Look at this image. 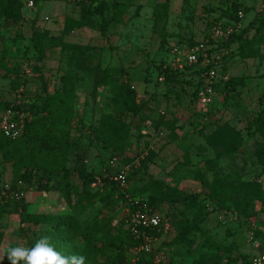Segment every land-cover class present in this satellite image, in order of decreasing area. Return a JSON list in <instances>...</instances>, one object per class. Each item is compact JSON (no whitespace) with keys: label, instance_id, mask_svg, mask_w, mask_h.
I'll use <instances>...</instances> for the list:
<instances>
[{"label":"rangeland","instance_id":"rangeland-1","mask_svg":"<svg viewBox=\"0 0 264 264\" xmlns=\"http://www.w3.org/2000/svg\"><path fill=\"white\" fill-rule=\"evenodd\" d=\"M20 1L22 16L19 19L6 20L0 16V62L4 66L17 64L20 68L18 77L24 85L12 88L9 80L17 76L2 67L0 98L27 105L41 90L40 77L47 83V91L52 93L58 87L61 75L70 74L77 94L76 120L82 119L73 128L72 136L85 155L87 170L98 176L112 177L125 169L128 175L132 167L126 160L132 159V165L137 166L139 159L147 158V174L178 188L183 195H198L199 199L213 195L200 203L198 210L195 211V207L187 209L189 218L197 221L200 229L193 238L195 245L207 236L223 246L220 255L228 264H250L254 254L264 252V127L247 129L253 115L264 106V43L253 44L243 55L239 52L242 43L236 39L228 47L218 46L220 41L212 40L213 28L228 19L222 14L227 8L231 9L232 0H119L131 7L123 24L110 25L106 38L98 31L96 16L88 27L74 29L68 34L62 31L65 17H78L80 1L89 0H38L32 7L27 6V0ZM104 1L109 3L111 0ZM234 1L240 4L242 17L226 25L233 28V33H239L254 18L264 19V0ZM216 18H220L219 21ZM34 31L47 32L42 38L45 54L42 65H38L39 70L33 69L32 58L36 53L30 36ZM251 32L247 36H251ZM228 41L229 38L224 42ZM198 43L212 48L218 46L216 50L222 55V68L229 78L246 76L244 86H238L235 91L217 90L214 104L207 107H201L194 95L200 86L201 75L195 73L200 67L198 64L175 70L180 74V84L166 83L159 68L160 63L168 64L173 45L191 48ZM88 55L93 56L92 63L87 62L86 69L77 70L76 66ZM96 64L123 67L138 99L146 104L143 112L150 114L149 120L142 121L138 116L132 119L130 144L121 155L92 140L91 126L97 124L100 114L116 111L110 103L107 88L93 87L91 68ZM126 118L129 119L130 114ZM157 120L167 122V125H156ZM217 122H226L240 130L243 143L229 155L217 157V163L213 164L207 161L213 159L216 152L205 143L204 136ZM199 168L207 173L203 180L193 178L192 170ZM136 179L125 182L116 190L122 191L124 198L109 188L98 192L94 197L95 204L86 208L82 218L93 217L100 223L106 221L114 233L123 234L126 198L145 200V194L132 186L141 187L145 173H138ZM10 182L11 164L3 163L0 157V188ZM71 184L81 186L75 173L71 175ZM219 184L227 185L229 193L214 199L217 197L213 189ZM21 188L23 196L20 200L8 204L0 200V256L8 247L18 244L31 247L44 237V227L20 223L22 205L28 213H60L70 208L59 191L44 192L25 183ZM111 196L115 202L104 205L103 200ZM178 205L180 209L185 206ZM170 210L174 209L167 205L161 209L164 214ZM167 217L171 225L172 217ZM171 226L162 233L155 246L160 245L165 264H188L197 257L194 246L168 249L163 245L174 238ZM74 245L76 252L82 250L80 239L75 240ZM9 262L5 257L2 264ZM97 264H106L104 258H98Z\"/></svg>","mask_w":264,"mask_h":264},{"label":"trees","instance_id":"trees-1","mask_svg":"<svg viewBox=\"0 0 264 264\" xmlns=\"http://www.w3.org/2000/svg\"><path fill=\"white\" fill-rule=\"evenodd\" d=\"M37 1L33 0L35 4ZM231 5L232 10L227 8V11L222 14L228 19L221 22V26H218L225 28L226 25L230 24V21L240 20L241 17L238 16L241 12L239 10L240 4L232 0ZM21 6L20 0H0V16L6 20H17L22 16ZM80 6L78 17H65L62 26L63 33L68 34L74 29L92 25L93 16H96L98 31L102 38H106L110 25L123 24L124 16L128 13L131 4L119 0H111L109 3L104 0H89L88 2L80 1ZM154 14L158 15L156 10H154ZM216 19L219 21L220 18ZM250 32L251 36H247ZM44 33L47 32L34 31L30 36L36 53L32 58L34 70H39L38 65H42L40 63L44 59L45 52L42 41ZM233 39H236L240 44L242 43L239 52L246 55L253 44L264 43V19L261 17L252 19L239 33L232 32L228 42L220 41L218 46L228 47ZM163 43L164 38L161 44ZM92 61V55L84 57L80 61L81 65L76 66L77 70L86 69V63H92ZM4 65L0 62V69L2 67L8 68L10 73L12 72L17 76L14 80H9L11 87L17 89L23 86V82L18 77L20 71L18 65ZM159 68L166 83H182L179 79L180 74L168 67L165 62L160 63ZM91 69L93 71V87L95 89L106 87L110 94V103L116 108L114 113L102 112L97 124L91 126L92 140L113 153L121 155L130 144L132 119L138 116L142 121L149 120L150 114L143 112V107L146 104L138 99L137 91L127 78L126 70L123 67L110 65L101 67L100 64H96ZM206 70L207 67L200 66L195 73L201 75ZM40 79L42 81L41 90L27 105L8 102L0 98V118L7 111H28L29 114V117L25 119L23 133L19 137L12 139L0 132V157L3 163L11 164L10 184L12 186L16 185L18 181H22L28 186H36L37 190L40 191H59L69 203L70 208L68 211L60 213H28L22 205L19 211L20 223L44 227L45 229L42 230L44 237H48L54 244L55 250L65 256L83 255L86 257V262L90 264H97L98 258H104L106 264H124L129 249L138 245L139 240L132 237L125 226L123 234L119 231L114 233L113 227L109 226L106 221L100 223L93 217L82 218L86 208L95 204V195L103 189L109 188L112 192L119 194L121 198H124L125 195L122 191H116L119 184L111 176H98L86 168L85 155L79 150L78 141L72 136L73 128L77 122L82 121L81 118L76 120L75 99L77 94L72 77L70 74H62L58 87L52 93L47 91V83L44 79L42 77ZM245 79L246 76H240L230 77L226 82L219 80L214 82V88L216 91L221 88L224 92L235 91L238 86H244ZM201 82L200 76L199 85ZM21 93L22 90L18 92L19 98ZM194 95L197 98V89ZM262 100L264 102V91ZM23 105L26 107L22 108ZM128 114H130L129 119L126 118ZM157 124L167 125V122L157 120ZM252 126L257 130L264 127V106L257 114L253 115L247 129ZM204 140L216 152V156L207 162L216 164L217 157L229 155L234 149L241 146L243 136L240 130L234 126L226 122H217L204 136ZM126 161L132 167L126 176L127 183L134 181L140 172H144L146 175L141 187L137 188L135 184L132 185L138 192L145 194L144 202L150 208L160 211L164 205L174 209L164 214L166 217H172L171 228L174 231V238L163 245L168 249L186 245L194 246L198 254L188 264H228L223 261L220 255L223 246L212 242L207 236H203L195 245L193 238L200 229L197 221L190 219L187 213V209L193 207H195V211L198 210L200 203H203L207 197L211 199L213 195L210 194V196L201 199L198 195L185 196L178 188L148 175L147 158L139 159L137 166L132 165V159ZM71 163L73 164L72 167L70 166ZM186 163L191 165L188 159H186ZM73 173L80 179V187L71 184ZM192 173L196 180H203L207 175L202 168L194 169ZM96 178L99 179V183L95 187H91ZM213 191L217 197L214 199H220V195L222 198L227 196L229 187L219 184ZM262 192L263 189H261ZM72 198H74L73 204L71 203ZM213 201L215 204L217 203V200ZM2 202L8 204L13 201L2 200ZM103 202L104 205H109L113 204L115 200L111 196ZM180 203L185 205L183 209L179 208L178 204ZM149 233L156 238L162 235V231L156 229L150 230ZM77 239L83 243L82 250L78 252H76L77 248L74 245ZM159 246L155 250L159 251L161 249ZM137 255L136 264H165L163 260L155 263L153 253L140 251ZM167 264H171V262Z\"/></svg>","mask_w":264,"mask_h":264},{"label":"built area","instance_id":"built-area-1","mask_svg":"<svg viewBox=\"0 0 264 264\" xmlns=\"http://www.w3.org/2000/svg\"><path fill=\"white\" fill-rule=\"evenodd\" d=\"M33 0H27V6L32 7ZM242 17V13H239ZM45 19H48L47 17ZM231 26L225 28L216 26L212 31L213 41H226L233 32ZM218 46H206L203 43H198L191 48L179 47L173 45L170 52V60L168 67L173 70H178L184 65L198 64L201 67H207L202 76V83L197 89V100L201 107L211 106L215 102L217 92L214 88V82L228 80V75L223 70L221 58L222 55L216 50ZM29 117L26 112L7 111L0 118V132L12 139L19 137L24 130L25 119ZM127 171L125 169L117 172L111 178L123 187L126 182ZM22 181H18L16 185L12 186L10 183L4 184L0 188V200H20L23 196ZM99 183V179L91 184L95 187ZM126 213L124 217L125 227L132 237L139 240L138 245H134L129 249L128 257L124 264H136L138 260L137 253L143 251L145 253H153L155 263L163 260L160 251L155 250L157 246L155 243L158 238L149 233L150 230L167 232L170 228L169 219L162 213V211L150 208L144 201L138 198H126ZM149 230V231H148ZM250 264H264V252L256 253L250 258Z\"/></svg>","mask_w":264,"mask_h":264},{"label":"clouds","instance_id":"clouds-1","mask_svg":"<svg viewBox=\"0 0 264 264\" xmlns=\"http://www.w3.org/2000/svg\"><path fill=\"white\" fill-rule=\"evenodd\" d=\"M5 257L10 264H86L83 255L65 256L55 250L54 244L46 236L36 240L31 247L23 244L8 247L0 256V264Z\"/></svg>","mask_w":264,"mask_h":264}]
</instances>
